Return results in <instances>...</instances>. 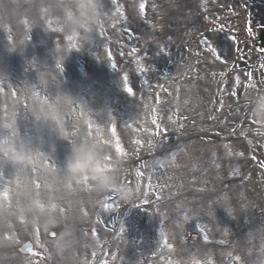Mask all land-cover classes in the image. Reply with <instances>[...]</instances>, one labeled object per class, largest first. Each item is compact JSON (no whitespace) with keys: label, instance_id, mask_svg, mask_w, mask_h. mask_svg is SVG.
Segmentation results:
<instances>
[{"label":"rangeland","instance_id":"rangeland-1","mask_svg":"<svg viewBox=\"0 0 264 264\" xmlns=\"http://www.w3.org/2000/svg\"><path fill=\"white\" fill-rule=\"evenodd\" d=\"M84 4L0 0V264H264V0Z\"/></svg>","mask_w":264,"mask_h":264},{"label":"clouds","instance_id":"clouds-1","mask_svg":"<svg viewBox=\"0 0 264 264\" xmlns=\"http://www.w3.org/2000/svg\"><path fill=\"white\" fill-rule=\"evenodd\" d=\"M89 2L90 0H85L83 6H88ZM45 116H51L54 120L57 119L54 111L46 112ZM261 118L264 119V114H262ZM6 127L10 126L6 125ZM14 135L15 133L12 132L6 137H0V151H3L5 155L10 156L11 158H16L18 155L13 143ZM66 166L71 173L91 172L93 178L100 185H104L111 180V177L107 175L106 169L95 158L93 153L82 146L73 149L72 155L68 158Z\"/></svg>","mask_w":264,"mask_h":264},{"label":"bare ground","instance_id":"bare-ground-1","mask_svg":"<svg viewBox=\"0 0 264 264\" xmlns=\"http://www.w3.org/2000/svg\"><path fill=\"white\" fill-rule=\"evenodd\" d=\"M263 73H264V70H263ZM263 73H262V74H263ZM262 74H261V75H262ZM243 222H244V224H245L246 227H247V231L249 230V232L251 233V232H252V228L250 229V226H251V216H250V218H249L247 221H243ZM63 252H65V250H63ZM69 257H70V255L65 254V253H63V254L61 255V258H64V260H68Z\"/></svg>","mask_w":264,"mask_h":264},{"label":"water","instance_id":"water-1","mask_svg":"<svg viewBox=\"0 0 264 264\" xmlns=\"http://www.w3.org/2000/svg\"><path fill=\"white\" fill-rule=\"evenodd\" d=\"M22 250H24L25 252H26V251H30V244L27 243L26 245H24V246L22 247Z\"/></svg>","mask_w":264,"mask_h":264},{"label":"snow or ice","instance_id":"snow-or-ice-1","mask_svg":"<svg viewBox=\"0 0 264 264\" xmlns=\"http://www.w3.org/2000/svg\"><path fill=\"white\" fill-rule=\"evenodd\" d=\"M141 8H143V5H141ZM130 94L133 92V89L131 87H127L126 89ZM207 239V237H205Z\"/></svg>","mask_w":264,"mask_h":264}]
</instances>
